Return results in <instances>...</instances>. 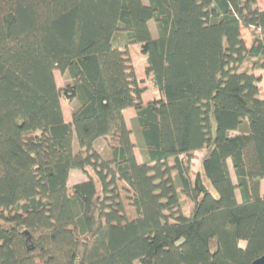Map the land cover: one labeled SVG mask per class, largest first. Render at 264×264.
<instances>
[{"label":"trees","instance_id":"obj_1","mask_svg":"<svg viewBox=\"0 0 264 264\" xmlns=\"http://www.w3.org/2000/svg\"><path fill=\"white\" fill-rule=\"evenodd\" d=\"M135 45L158 92L145 102ZM259 70L258 0H0V264H252L264 254ZM72 170L85 180L69 185ZM117 184L133 211L122 222Z\"/></svg>","mask_w":264,"mask_h":264},{"label":"rangeland","instance_id":"obj_2","mask_svg":"<svg viewBox=\"0 0 264 264\" xmlns=\"http://www.w3.org/2000/svg\"><path fill=\"white\" fill-rule=\"evenodd\" d=\"M143 1L145 3L147 2V0H143ZM258 5L260 8L264 7V0H258ZM148 25L151 30L152 36H155L156 28H155L154 21L153 20L149 21ZM243 36L246 38L247 44L249 45L252 40V31L244 30ZM129 54L132 56V64L135 67H137L140 73V78L142 77L144 81L143 83L146 85L147 90L143 98V101L145 102L149 98H153L154 96H156L158 92L156 88L153 87V85L151 84V80L148 77H145L144 75V58L138 53V45L129 47ZM256 74H260L262 77L261 81L259 82V87H260V96L264 97V70H259L256 72ZM54 75H55L56 83L59 87L65 85L66 82L68 81L67 75L62 74L58 70L55 71ZM61 104H62L65 119L70 120L71 110L74 108L75 103L74 102L67 103L66 101L62 100ZM134 115H135V110L133 108H128L124 112V118L126 120L127 126L130 129L134 128V124L132 122V118L134 117ZM131 139L134 142L136 141V137L134 133L131 134ZM110 145L111 143H110L109 138H101L95 143L94 149L101 154V157L103 159H109L111 155ZM77 148H78V144L74 136L73 149L76 150ZM134 152H135V155L138 161H141L142 158H141L139 148L136 147ZM201 156H202V152L197 151L194 154L193 159L191 160L190 174L192 178H194L195 173L199 169V162H200ZM230 172H231L232 178L234 179L233 171L231 168H230ZM82 177L86 178V176L81 171L75 170L71 173L68 184L72 185L73 183H77L78 180H80ZM120 188H121L120 184L115 185L113 188V192L109 194L111 196L110 203L111 201H118L120 203V208L117 211H113L111 213V219L116 222L126 221L127 219L131 218L133 215V211L127 205L126 200L124 199L123 193L120 192ZM260 192L261 194H264V179L262 180L261 185H260ZM189 206L190 205L187 204L185 201V207H186L185 210H188ZM243 244L244 243L242 242L241 245Z\"/></svg>","mask_w":264,"mask_h":264},{"label":"water","instance_id":"obj_3","mask_svg":"<svg viewBox=\"0 0 264 264\" xmlns=\"http://www.w3.org/2000/svg\"><path fill=\"white\" fill-rule=\"evenodd\" d=\"M252 264H264V254L257 259H255Z\"/></svg>","mask_w":264,"mask_h":264},{"label":"crops","instance_id":"obj_4","mask_svg":"<svg viewBox=\"0 0 264 264\" xmlns=\"http://www.w3.org/2000/svg\"><path fill=\"white\" fill-rule=\"evenodd\" d=\"M262 8H264V7H262ZM261 98H264V97H262V96H260ZM124 112H125V110H124ZM196 153V152H195ZM73 171H75V170H72L71 172H70V174H69V179H70V175H71V173L73 172ZM69 179H68V182H69ZM82 180H85V178L84 177H82L80 180H78V182H80V181H82ZM261 182H262V180H261ZM261 182H260V185H261ZM74 184V183H73Z\"/></svg>","mask_w":264,"mask_h":264}]
</instances>
